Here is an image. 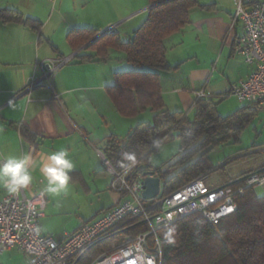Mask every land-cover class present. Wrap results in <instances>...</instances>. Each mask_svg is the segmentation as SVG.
<instances>
[{
  "label": "crops",
  "instance_id": "obj_1",
  "mask_svg": "<svg viewBox=\"0 0 264 264\" xmlns=\"http://www.w3.org/2000/svg\"><path fill=\"white\" fill-rule=\"evenodd\" d=\"M1 1H6L5 7L20 11L25 17L40 20L42 26L38 34L21 24L0 21V160L8 155L31 154L33 181L26 192L32 196L41 192L46 183L40 172L46 156L62 149L69 152L76 167L68 189L56 196L44 194L46 207L42 218L46 217L48 204L55 218L64 216L57 209L72 208L81 214L76 215L75 224L66 222L62 228L53 227L41 218L42 232L63 240L82 220H94L112 208L117 195L111 189L112 176L105 167L103 157L106 155L101 147L110 136L123 139L142 122L138 120L130 126V121L150 110L136 117L122 116L109 96L107 88L115 83V73L139 70L127 61L124 51L117 49H109L106 61L81 63L74 58L49 79L34 87H31L32 81L42 77L40 66L47 59L94 53L86 46L73 51L67 41L72 29L106 31L114 27L112 32L128 42L133 40L135 31L154 4L149 0ZM199 1L213 6L192 9L190 23L165 40L167 60L181 66L173 72H161L166 109L185 111L189 117L194 114L198 91L206 93L203 98L215 101L226 98L232 85L254 70L234 51L243 31L242 24L234 22L235 1ZM125 24L131 25L124 27ZM129 33H133L130 39ZM261 110L264 107L258 114ZM150 112L153 121L155 113ZM173 161L167 162L164 168ZM254 169L250 172L263 169V163ZM239 174L231 172L213 182L208 176L206 180L213 185L233 184L246 175ZM7 195L9 193L0 187V198ZM84 202L90 203L88 209L82 207ZM12 251L17 249L5 253ZM23 261L27 263L25 257Z\"/></svg>",
  "mask_w": 264,
  "mask_h": 264
},
{
  "label": "trees",
  "instance_id": "obj_2",
  "mask_svg": "<svg viewBox=\"0 0 264 264\" xmlns=\"http://www.w3.org/2000/svg\"><path fill=\"white\" fill-rule=\"evenodd\" d=\"M149 1L154 5L135 31L134 40L124 42L117 32L98 36L100 31L97 29L74 28L67 34V41L73 51L86 46L94 52L78 53L75 58L81 63L106 61L112 48L124 51L127 61L139 69L115 73V83L107 88V92L122 116L136 117L150 110L155 113L153 121L138 123L123 139L108 137L101 148L119 172L136 163L128 173L130 182L144 173L141 165L149 164L148 170L162 178L161 196H166L194 179H206L212 172L207 160L209 153L233 137L240 143L242 134L261 107L243 104L231 114L221 115L218 111V104L224 98L221 97L217 101L198 99L193 117L185 111L166 109L161 72L176 71L181 63H169L165 40L190 23L192 9H210L213 5H203L199 0ZM0 21L21 24L38 34L42 26L40 20L25 17L20 11L7 7L0 8ZM166 136L180 142L179 152L166 168L167 163L153 167L150 158L160 150ZM126 154L134 159H127ZM243 184L244 180H237L233 186ZM127 227L130 229L117 233ZM146 228L138 218L125 221L112 236L91 247L80 259V264H90L102 252L122 243L125 237ZM172 228L174 242L165 243L162 264H264V195L259 196L252 187L238 199L237 211L219 224L213 225L203 216L194 214L178 220Z\"/></svg>",
  "mask_w": 264,
  "mask_h": 264
},
{
  "label": "built area",
  "instance_id": "obj_3",
  "mask_svg": "<svg viewBox=\"0 0 264 264\" xmlns=\"http://www.w3.org/2000/svg\"><path fill=\"white\" fill-rule=\"evenodd\" d=\"M236 11L234 22L241 23L242 33L238 36L234 51L254 67L251 74L235 82L229 95L242 104L264 107V0H234ZM114 27L100 31L99 36L110 33ZM78 53L57 60L47 59L41 63L43 75L33 79L31 87L47 80L59 69L70 63ZM30 87V88H31ZM203 90L197 98H203ZM103 161L112 176L111 189L117 199L111 209L100 217L80 222L78 228L66 234L63 240L41 230V218L46 200L41 192L29 196L26 189L18 194L0 198V256L6 251L17 249L25 255L26 264H80L78 258L91 246L113 234L125 221L140 219L146 230L125 237L117 246L102 252L90 264H162L164 233L180 219L199 214L213 225L235 213L238 199L249 187L264 188L263 169L251 171L239 180L243 185H213L205 178H197L184 184L173 193L153 199H144V176L130 182L128 173L136 164L119 172L110 160ZM152 176H158L153 173ZM84 255V254H83ZM0 264H4L0 260Z\"/></svg>",
  "mask_w": 264,
  "mask_h": 264
},
{
  "label": "rangeland",
  "instance_id": "obj_4",
  "mask_svg": "<svg viewBox=\"0 0 264 264\" xmlns=\"http://www.w3.org/2000/svg\"><path fill=\"white\" fill-rule=\"evenodd\" d=\"M7 6L6 1L0 0V7ZM131 24H125L124 27ZM132 38L133 33H129ZM127 38V37H125ZM128 40V39H127ZM242 104L234 96H227L222 99L218 104V111L221 115H228L238 109ZM191 115V114H190ZM189 116V115H188ZM194 115H192L193 117ZM138 120L152 121L151 112L148 111L141 114L136 120H131L128 125L137 124ZM180 149V142L173 140L169 136H166L160 147V150L151 156L150 162L155 167H161L169 162L174 156L177 155ZM209 165L212 168V172L209 175V181L213 182L220 176H227L231 172H240V176L248 174L250 170L256 168L257 165L264 161V110H261L258 116L251 122L241 137V142L236 143L235 138H231L230 141L212 150L207 156ZM221 167H225L221 168ZM255 170V169H254ZM159 176V175H158ZM163 184V180H162ZM256 193L259 196L264 195V188H256ZM89 202H84L83 206L88 209ZM51 204H48L45 212L46 217L42 220L48 221L51 226L62 228L66 222L75 224L78 221L77 214H81L79 210H73L72 208L57 209L62 211L63 217L51 213ZM23 257L25 255L22 252L12 251L5 253L1 260L4 264H24Z\"/></svg>",
  "mask_w": 264,
  "mask_h": 264
},
{
  "label": "clouds",
  "instance_id": "obj_5",
  "mask_svg": "<svg viewBox=\"0 0 264 264\" xmlns=\"http://www.w3.org/2000/svg\"><path fill=\"white\" fill-rule=\"evenodd\" d=\"M127 159L132 160V155ZM33 160L31 154L23 156L8 155L0 160V187L9 194H18L22 189H27L33 181ZM75 164L67 150H58L46 156L41 162L40 172L46 181L41 189V194L56 196L68 189L72 179L71 173ZM174 228L169 227L164 233V240L173 243Z\"/></svg>",
  "mask_w": 264,
  "mask_h": 264
},
{
  "label": "water",
  "instance_id": "obj_6",
  "mask_svg": "<svg viewBox=\"0 0 264 264\" xmlns=\"http://www.w3.org/2000/svg\"><path fill=\"white\" fill-rule=\"evenodd\" d=\"M132 39L134 40V37ZM148 168H149V164H143L140 166V169L145 170L144 173L142 174L144 176V189H143L142 195L144 199L151 200L160 193L161 187H162V178L160 176H155V177L152 176L154 172L149 171ZM129 229L130 227H127L122 230H119L117 233H123L124 231L129 230ZM110 236H112V234L105 237L104 239ZM102 240H100L99 242H101ZM90 248H88L83 254H85ZM83 254L78 258V260L83 256Z\"/></svg>",
  "mask_w": 264,
  "mask_h": 264
}]
</instances>
